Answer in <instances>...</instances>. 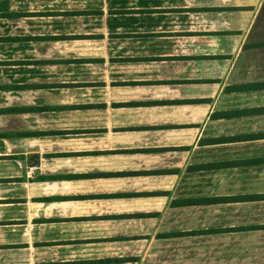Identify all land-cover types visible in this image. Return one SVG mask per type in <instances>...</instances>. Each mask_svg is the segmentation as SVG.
<instances>
[{"label": "crops", "instance_id": "0c3cea01", "mask_svg": "<svg viewBox=\"0 0 264 264\" xmlns=\"http://www.w3.org/2000/svg\"><path fill=\"white\" fill-rule=\"evenodd\" d=\"M0 264H264V0H0Z\"/></svg>", "mask_w": 264, "mask_h": 264}, {"label": "trees", "instance_id": "16d2710c", "mask_svg": "<svg viewBox=\"0 0 264 264\" xmlns=\"http://www.w3.org/2000/svg\"><path fill=\"white\" fill-rule=\"evenodd\" d=\"M169 235H173L174 234V232H170V233H168Z\"/></svg>", "mask_w": 264, "mask_h": 264}]
</instances>
